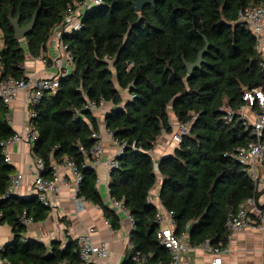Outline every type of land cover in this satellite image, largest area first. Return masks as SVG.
Instances as JSON below:
<instances>
[{
    "label": "trees",
    "instance_id": "1",
    "mask_svg": "<svg viewBox=\"0 0 264 264\" xmlns=\"http://www.w3.org/2000/svg\"><path fill=\"white\" fill-rule=\"evenodd\" d=\"M74 1L0 0V83L26 78V53L38 57L44 51ZM153 2L140 12L133 9L135 0H101L85 9L81 28L62 36L73 57L71 73L57 75L55 93H45L30 108L29 124L37 135L31 155L43 161L42 176L51 178L55 164L72 162L81 175L79 197L101 209L117 230L119 216L103 203L90 165L96 143L91 135L98 125L85 109L88 102L100 101L110 107L105 128L124 148L116 157L118 167L110 171L108 195L132 220L131 247L122 264H135L136 253L146 255L149 264L170 263V253L156 239L157 206L149 200L155 186L159 189L154 201L173 213L174 234L187 232L193 247L209 241L221 249L228 244L227 214L262 192L245 168L227 156L256 138L237 116L231 123L224 121L223 109L236 114L244 106L245 91L264 90V57L255 36L238 22L241 10L264 0ZM34 16L32 31L16 40L9 17L23 28ZM205 40L209 47L201 68L188 75L182 58L194 63ZM170 114L187 133L172 153L154 158L158 138L172 130ZM7 116L0 100V143L16 134ZM13 172L0 147V221L13 233L0 259L7 264H78L74 239L45 245L25 238L21 215L43 222L50 209L35 196L7 195Z\"/></svg>",
    "mask_w": 264,
    "mask_h": 264
},
{
    "label": "built area",
    "instance_id": "2",
    "mask_svg": "<svg viewBox=\"0 0 264 264\" xmlns=\"http://www.w3.org/2000/svg\"><path fill=\"white\" fill-rule=\"evenodd\" d=\"M100 2L101 0H75L73 6L67 8L63 24L54 32L57 41L56 58L50 60V63L46 59H42L45 65L51 66L52 63L55 65L58 63L60 75L65 76L68 74V69L72 67L73 57L68 52L66 44L63 43L62 36L79 30L81 28L82 12L85 9H89L93 4L97 5ZM238 22L244 24L255 36L257 43L256 48L264 57V2L257 6L247 7L241 10L238 13ZM2 46L3 34L0 30V49ZM58 81L57 76L52 78H25L20 80L8 78L0 83V100L8 108L19 93H25L24 102L27 107L31 108L40 101L45 93H55L59 87ZM242 101L244 102V106L241 107L236 114L228 107L223 109L225 114L224 121L231 123L237 116L239 121L253 132L256 141L246 147L238 148L228 153L227 156L237 161L245 168V173L253 181L258 191H260L258 167L264 163V90L254 88L245 91ZM85 109L93 114L98 111H104L105 114L109 112L108 105L103 101L99 103L88 102ZM178 129H180V133L176 139L180 140V136L187 133V127L180 125ZM107 135L112 138V134L108 131ZM36 136L35 132L32 131V127L28 124L27 131L24 135L15 134L9 140L1 142L0 147L2 148V155L4 156L5 163H11L10 154L8 152V147L10 145L23 141L32 146L33 141L36 140ZM91 138L96 140L91 151L93 161L90 164L91 167L95 169V166L100 162V158L103 154V140L99 132L93 133ZM113 142L118 146V156L122 153L124 146L119 145L114 139ZM107 163L109 174L112 169L118 167L116 158L108 160ZM61 165L68 168L74 177L72 200L79 209H82V205L86 200L78 195V185L81 181V175L76 170L74 164L69 160H64ZM34 170L35 174L31 180L33 194L44 207L51 209L53 201L59 191V176L57 169L54 165L52 177L45 178L42 176L44 170L43 161L41 159H35ZM23 180L24 176L21 173L13 175L9 181L6 194L19 195L18 193L22 187ZM153 196L157 198V194L151 192L149 196V200L157 206V213L155 216V222L157 224L156 239L159 244L170 253L171 260L169 264H181V253H185L193 246L189 243L187 232H183L179 235L174 234L175 222L172 216L173 213L163 210L160 204L156 200L154 201ZM110 203L112 210H115L117 213L127 214L121 203L111 199ZM127 217L132 225V220L128 214ZM19 221L25 228H29L35 223L31 217L26 216V213L21 215ZM103 225L108 228L111 227L109 221L106 219L103 221ZM226 229L228 232V242L236 235L247 231L264 234L263 199L261 197L258 199L249 198L237 210L229 212L226 217ZM96 233L95 227H89L74 238L78 245V264H96L106 259L108 252L107 246L103 242H96L94 240V235ZM129 247L131 246L129 245ZM194 248L206 255L212 256L221 254L223 250L217 246H212L209 241H205ZM132 261L135 264H149L147 256L139 253L133 255ZM0 264L7 263L0 259ZM58 264L70 263L64 261Z\"/></svg>",
    "mask_w": 264,
    "mask_h": 264
},
{
    "label": "crops",
    "instance_id": "3",
    "mask_svg": "<svg viewBox=\"0 0 264 264\" xmlns=\"http://www.w3.org/2000/svg\"><path fill=\"white\" fill-rule=\"evenodd\" d=\"M54 32L50 36L44 51L38 57H31L26 53L24 63L26 78H52L60 75L58 63L56 65L52 63L50 66L42 62V59L50 61L56 58L57 41ZM68 70L69 74L72 68ZM24 99L25 93H19L8 107L7 118L9 123L14 132L20 135H24L27 131L31 116L30 108L27 107ZM94 115L97 120L98 132L103 140V154L100 162L95 166L96 186L103 203L112 209L108 195L109 171L107 162L117 157L118 146L107 135L103 122L105 112L98 111ZM8 152L11 158L10 164L14 167L13 175L21 173L24 176L22 187L18 193L19 196H34L31 180L35 170L31 146L23 141L13 143L8 147ZM161 156L164 154H160L159 157ZM55 167L59 176L58 195L53 201L47 219L43 222L34 223L27 228L25 238L35 239L45 245H49L53 240L66 243L69 239H74L83 233L87 228L95 227L97 233L94 235V240L105 243L108 249L106 259L96 264H122L128 252L129 235L132 230L127 214L117 213L114 210L119 216V229L113 230L111 227H105L103 221L106 217L101 209L87 201L83 203L82 209H79L72 200L74 177L71 171L59 163L55 164ZM258 171L260 190L262 191L260 197L264 201V163L258 167ZM158 189L159 185L155 186L152 192L157 194ZM259 234L247 231L236 235L228 242L222 253L216 256L206 255L192 247L185 253H181V264H264V236ZM12 238L11 228L0 221V250L5 248Z\"/></svg>",
    "mask_w": 264,
    "mask_h": 264
},
{
    "label": "water",
    "instance_id": "4",
    "mask_svg": "<svg viewBox=\"0 0 264 264\" xmlns=\"http://www.w3.org/2000/svg\"><path fill=\"white\" fill-rule=\"evenodd\" d=\"M153 4H154L153 0H135L133 9L135 12H140L144 6L153 5ZM35 20H36V16L33 17L32 21L28 25L22 28L19 26L18 19H12L11 17H9V22L14 31V38L16 40H21L24 37H26L32 31L35 25ZM208 47H209L208 42L205 40V47L198 53L197 59L194 63H188L187 61H185L184 58H182L183 64L186 68L188 75H191L194 71L201 68V65L203 63V56L208 50ZM154 171L157 173V175H159L157 165H155Z\"/></svg>",
    "mask_w": 264,
    "mask_h": 264
},
{
    "label": "rangeland",
    "instance_id": "5",
    "mask_svg": "<svg viewBox=\"0 0 264 264\" xmlns=\"http://www.w3.org/2000/svg\"><path fill=\"white\" fill-rule=\"evenodd\" d=\"M123 98L127 99V93H122ZM109 107V106H108ZM170 120H171V126H172V130L169 133H162V135L158 138L155 147H154V151L156 154L153 153V157H159L160 154H166V153H172V151L174 150V148L177 146V142L179 141L178 139H176L177 136H179L180 133V129H178L179 124L177 123L176 119L174 118V116L172 114H170ZM100 194V193H99ZM101 196V195H100ZM264 236V234H259Z\"/></svg>",
    "mask_w": 264,
    "mask_h": 264
}]
</instances>
